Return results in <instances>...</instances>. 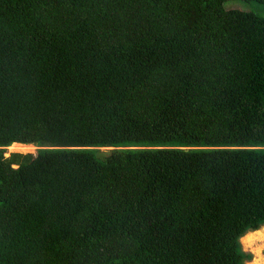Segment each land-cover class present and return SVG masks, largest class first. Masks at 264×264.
I'll use <instances>...</instances> for the list:
<instances>
[{
    "label": "trees",
    "instance_id": "1",
    "mask_svg": "<svg viewBox=\"0 0 264 264\" xmlns=\"http://www.w3.org/2000/svg\"><path fill=\"white\" fill-rule=\"evenodd\" d=\"M226 1L0 0V264L253 258L264 17Z\"/></svg>",
    "mask_w": 264,
    "mask_h": 264
},
{
    "label": "rangeland",
    "instance_id": "2",
    "mask_svg": "<svg viewBox=\"0 0 264 264\" xmlns=\"http://www.w3.org/2000/svg\"><path fill=\"white\" fill-rule=\"evenodd\" d=\"M224 6L226 9H237L242 11H248L253 12L259 16L264 17V4L255 2V1H244V0H227L224 3ZM10 152H32L37 153L38 147L33 144H26V145H20V146H13L11 145L10 148H8ZM105 150H109L110 148H104ZM260 233H257L252 238V241H246L245 238H241V244L243 250L246 252H250L253 254V258L251 260H247L245 264H264V225L260 228ZM259 230V229H258ZM252 232V231H250ZM249 233V232H248ZM247 233V234H248Z\"/></svg>",
    "mask_w": 264,
    "mask_h": 264
},
{
    "label": "bare ground",
    "instance_id": "3",
    "mask_svg": "<svg viewBox=\"0 0 264 264\" xmlns=\"http://www.w3.org/2000/svg\"><path fill=\"white\" fill-rule=\"evenodd\" d=\"M20 146V145H26V144H22V143H14L13 146ZM259 231H261V229L259 230H255V231H252V232H249L248 234H246L243 238L246 239V241H252V238L254 237V235H256L257 233H260ZM253 264V263H252Z\"/></svg>",
    "mask_w": 264,
    "mask_h": 264
}]
</instances>
